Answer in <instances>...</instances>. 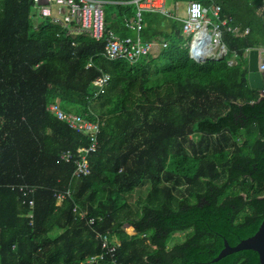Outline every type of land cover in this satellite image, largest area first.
<instances>
[{
	"label": "trees",
	"instance_id": "16d2710c",
	"mask_svg": "<svg viewBox=\"0 0 264 264\" xmlns=\"http://www.w3.org/2000/svg\"><path fill=\"white\" fill-rule=\"evenodd\" d=\"M202 2L249 34L224 28L227 55L198 63L180 23L149 14L144 39L163 36L169 46L131 64L106 60L105 41L35 22L32 0H0V264H84L102 252L97 235L107 231L121 242L118 264H259L253 251L214 259L224 240L236 246L264 220V100L242 57L264 46V0ZM105 73L110 85L92 100ZM56 102L102 123L87 177L74 178V164L61 159L90 140L49 111ZM251 128L256 138L238 146ZM60 191L71 195L58 207ZM75 207L102 221L88 226Z\"/></svg>",
	"mask_w": 264,
	"mask_h": 264
},
{
	"label": "built area",
	"instance_id": "2783aa9c",
	"mask_svg": "<svg viewBox=\"0 0 264 264\" xmlns=\"http://www.w3.org/2000/svg\"><path fill=\"white\" fill-rule=\"evenodd\" d=\"M33 7L37 15L41 19L50 20L53 24L58 25L67 32V36L73 40L77 36L83 35L94 39L97 42L105 41L104 51L102 56L108 61L125 60L131 64H135L144 57L153 55L158 51L156 43L143 44L140 40H132L130 38H121L115 33L109 31L105 22L104 6L107 2L104 0H32ZM134 4L139 8V11L159 12L170 15L166 10L165 0H134ZM53 6L65 7L67 13L53 12ZM222 8L215 5L212 14L216 22H212L207 18L208 11L201 2L192 1L189 3L187 15L183 19V32L186 36H191V55L193 50L196 56H200L202 51L208 50L207 58L218 59L226 56L228 51L222 43L223 28L231 32L235 37L246 36L250 30L241 33L239 28L228 26L229 20L222 19ZM141 15L137 21L127 20V26L142 29L140 22ZM208 34L211 35V46L208 45ZM75 43H73L74 45ZM219 51V52H218ZM218 52V53H217ZM260 54H264V48L259 49ZM250 49L245 51L244 57L249 56ZM196 56H193L196 58ZM197 57V58H198ZM196 58V59H197ZM239 53L234 52L233 59L229 62L230 66L238 65ZM90 65L87 67L89 68ZM259 70L264 73V57L259 62ZM111 75L108 73L102 74L93 81L94 96L92 100L106 92L110 85ZM49 111L60 121L65 122L68 127L75 132L86 136L90 140L88 146L76 145L73 149H69L61 155V159L66 163H72L75 166L73 177H87L92 173L90 156L98 149V136L101 132L102 125L100 120L89 121L79 115H73L65 112L60 104L56 102L49 107ZM28 187H21L24 191ZM71 192H57L56 205L59 207L70 197ZM26 196V195H25ZM30 207H34V201H28ZM74 213H77L80 220L86 222L88 226H93L97 221H102V218H90L86 212H80L77 207L74 208ZM126 232L134 235V229L125 228ZM131 230L132 232H130ZM97 239L100 241L102 252L97 255L90 256L84 264H105L107 258L112 260V264H118L115 259L118 249L121 247V242L113 236L111 231L104 234H98Z\"/></svg>",
	"mask_w": 264,
	"mask_h": 264
},
{
	"label": "crops",
	"instance_id": "0c3cea01",
	"mask_svg": "<svg viewBox=\"0 0 264 264\" xmlns=\"http://www.w3.org/2000/svg\"><path fill=\"white\" fill-rule=\"evenodd\" d=\"M105 2H107L106 4H105V6L108 4V3H110V2H114V4L115 5H117V7L118 6H127V5H132V6H134L135 7V11L133 12V14H131V16L128 14V13H124L123 15H121V16H123V20H121V21H119L117 24H116V29H111L110 27H109V24H107L106 23V26H107V29L109 30V31H111V32H113V33H115L116 35H118L119 37H121V38H130V39H132V40H140L143 44H149V43H156L157 44V46L159 47L158 48V51L154 54V56L153 55H150V56H148V57H152V58H159L160 56H161V54H162V52L165 50V49H167L168 48V46H169V41H167L163 36H157L156 38H153V39H150V40H146V39H144V37H143V30L144 29H146L145 27H146V25H147V19L146 18H148V15L149 14H153V15H157V16H161V17H165V18H167L168 20H174V21H177V22H179L180 23V25H181V28H182V31H183V19L186 17V15H187V10H188V6H189V3L190 2H192V1H198V2H201L202 3V5L205 7V9L208 11V14H207V18L210 20V21H212V22H216V19H215V17L213 16V14H212V10H213V7L215 6V5H218V4H213L212 6H210V7H206L204 4H203V0H173V6H172V9H168V7H167V4H168V1L169 0H165V4H166V10H167V12L170 14V15H168V14H163V13H159V12H150V11H139V8L136 6V4H134L133 3V1L134 0H104ZM186 2V3H185ZM182 4H186V11H184V12H182V10H183V8H182ZM65 8V7H64ZM222 8V7H221ZM33 19H34V21L35 22H37V23H39V22H41V21H45V20H47V19H41V18H39L38 17V15H37V12H36V10L34 9V7H33ZM59 12H61V13H67V10H66V8H65V11H63V10H60ZM139 13H140V15H141V19H140V22H141V25H142V29L139 31L138 29H134V28H131V27H129V26H127V23H126V21L127 20H132V21H137L138 20V18H139ZM230 17H225V19H228L229 20V23H231V22H233V19L232 18H230ZM105 19H106V15H105ZM49 22L51 23V24H53L50 20H49ZM53 25H55V24H53ZM56 26H58V25H56ZM230 26V25H229ZM59 27V26H58ZM161 27H164V24H162L161 25ZM165 27H168L167 29L168 30H170L171 28H170V26L167 24V25H165ZM230 27H233V26H230ZM35 28L36 29H38V25H36L35 26ZM226 28V27H225ZM237 28H238V26H237ZM63 29V28H62ZM225 29L223 28V31H224ZM226 30H227V28H226ZM247 30H250V29H247ZM246 31V30H245ZM244 31V32H245ZM229 32V31H228ZM129 33H133L134 34V36H130V35H128ZM67 34V33H66ZM183 34H184V32H183ZM184 36L186 37V39H190L189 40V42L185 45V47L186 48H188L189 49V53H190V44H191V36H186L185 34H184ZM88 37V36H87ZM90 38V37H89ZM222 43H223V39H222ZM224 44V43H223ZM225 45V44H224ZM226 47V46H225ZM227 48V47H226ZM262 48H264V46H260L259 48H254V49H257V50H259V49H262ZM253 49H250V52L252 51ZM227 51H228V49H227ZM245 56V55H244ZM244 56H242L243 58H245L247 61H248V56L247 57H244ZM225 56H222V57H220V58H218V59H223ZM262 57H264V54H260V60L262 59ZM147 58V57H146ZM190 58H191V56H190ZM192 59V58H191ZM233 59V58H232ZM231 59V60H232ZM194 60V59H193ZM215 60H217V59H215ZM230 60V61H231ZM229 61V62H230ZM165 63V64H168L167 63V61H161L160 63ZM260 62V61H259ZM127 226H125V228H126ZM114 237H116V236H114ZM117 238V237H116ZM118 239V238H117Z\"/></svg>",
	"mask_w": 264,
	"mask_h": 264
},
{
	"label": "water",
	"instance_id": "95a60500",
	"mask_svg": "<svg viewBox=\"0 0 264 264\" xmlns=\"http://www.w3.org/2000/svg\"><path fill=\"white\" fill-rule=\"evenodd\" d=\"M208 45L211 46V35L208 34ZM209 52V51H208ZM201 55L194 58L192 55L191 58L198 63H205L207 57ZM259 61H260V52L257 49H253L248 56V84L249 87L253 90L260 92L259 101L264 100V73H261L259 70ZM241 251H253L258 254L259 264H264V220L262 221L257 232L246 239L241 240L236 246H231L227 240H224V248L220 252L217 258L214 259V262H218L221 259Z\"/></svg>",
	"mask_w": 264,
	"mask_h": 264
},
{
	"label": "rangeland",
	"instance_id": "374dc122",
	"mask_svg": "<svg viewBox=\"0 0 264 264\" xmlns=\"http://www.w3.org/2000/svg\"><path fill=\"white\" fill-rule=\"evenodd\" d=\"M182 5H183L182 6V8H183L182 12H184V11H186V4H182ZM172 6H173V0H169L168 4H167L168 9H172ZM60 10L65 11V8L60 7V6H53V12L54 13H59L60 15H63L61 12H59ZM104 11H105L106 18L109 21V27L111 29H116V24L119 21L123 20V16H121V14L119 12V8L117 7V5L114 4V2H110L106 6H104ZM128 35L134 36L133 33H129ZM160 64H165V63H160ZM95 108H96V106H95ZM69 112H70V114H73V115L80 114V112L76 111V109H71ZM254 132H255L254 128L247 129V130L243 129L241 131V134H240L238 142H237L238 146H240V147L243 146L247 140L253 141L257 136L256 133H254ZM194 140L196 141V138H194ZM129 231L132 232L131 230H129ZM185 238L186 237H185L184 233L183 234L182 233L173 234L172 237L170 238V241H169V247L173 248L175 245L182 243L185 240Z\"/></svg>",
	"mask_w": 264,
	"mask_h": 264
},
{
	"label": "bare ground",
	"instance_id": "6f19581e",
	"mask_svg": "<svg viewBox=\"0 0 264 264\" xmlns=\"http://www.w3.org/2000/svg\"><path fill=\"white\" fill-rule=\"evenodd\" d=\"M202 53H204L203 55H204V57L205 56H209V52H208V50H204V51H202ZM191 54V53H190ZM192 56H196V54H195V51L193 50V53H192Z\"/></svg>",
	"mask_w": 264,
	"mask_h": 264
},
{
	"label": "flooded vegetation",
	"instance_id": "af4514ba",
	"mask_svg": "<svg viewBox=\"0 0 264 264\" xmlns=\"http://www.w3.org/2000/svg\"><path fill=\"white\" fill-rule=\"evenodd\" d=\"M264 198V195L261 196V199ZM192 231V229H190L188 232L184 233L185 234V237L188 233H190ZM186 239V238H185Z\"/></svg>",
	"mask_w": 264,
	"mask_h": 264
},
{
	"label": "clouds",
	"instance_id": "9594fccd",
	"mask_svg": "<svg viewBox=\"0 0 264 264\" xmlns=\"http://www.w3.org/2000/svg\"><path fill=\"white\" fill-rule=\"evenodd\" d=\"M190 53H191V49H190ZM191 55V54H190ZM211 58H207V60H210Z\"/></svg>",
	"mask_w": 264,
	"mask_h": 264
}]
</instances>
